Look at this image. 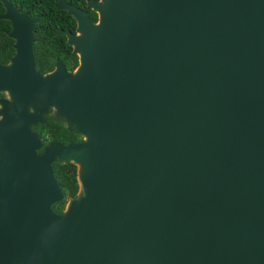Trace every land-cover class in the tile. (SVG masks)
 <instances>
[{
    "label": "water",
    "instance_id": "obj_1",
    "mask_svg": "<svg viewBox=\"0 0 264 264\" xmlns=\"http://www.w3.org/2000/svg\"><path fill=\"white\" fill-rule=\"evenodd\" d=\"M1 1L0 264H264V0H59L77 64L45 73ZM49 108L81 140L42 145Z\"/></svg>",
    "mask_w": 264,
    "mask_h": 264
},
{
    "label": "trees",
    "instance_id": "obj_2",
    "mask_svg": "<svg viewBox=\"0 0 264 264\" xmlns=\"http://www.w3.org/2000/svg\"><path fill=\"white\" fill-rule=\"evenodd\" d=\"M25 1L29 6L30 13L39 18L34 30V36L37 35L38 38L33 42V57L36 68H38L41 73H45L53 67L55 59H59L64 63L66 68L73 67L76 64V55L70 52L71 47L66 42L63 35L54 34V31L58 27H64L66 20L69 19L72 21L71 15L57 9L55 7L56 0ZM34 9L36 10L35 13ZM0 11H2L1 6ZM95 19L96 14L92 12V20ZM2 23H6V21L0 19V25ZM50 29L52 31H50ZM0 34H2L1 29ZM46 115L50 117L46 122L36 123L32 126V129L37 132L38 136L41 138L42 145H45L51 139H59L63 143L70 140L78 141L81 139V135L72 127L66 126L63 119L55 117L51 113L50 108ZM52 167L54 170V177L62 192L63 198L53 203L51 207L54 211L60 212L65 202L75 196L77 190L76 167L71 162L58 160L53 162Z\"/></svg>",
    "mask_w": 264,
    "mask_h": 264
},
{
    "label": "flooded vegetation",
    "instance_id": "obj_3",
    "mask_svg": "<svg viewBox=\"0 0 264 264\" xmlns=\"http://www.w3.org/2000/svg\"><path fill=\"white\" fill-rule=\"evenodd\" d=\"M7 1L10 3V5L12 7H15L16 10L19 13H25L26 16H28L29 18L37 19V21L34 22V26H33L32 32H31V37H32L31 53H32V56H33V51H34L33 50V42L35 41L36 38H38L37 35L34 36V30H35V25L37 24L39 18L36 15H34V14L32 15L30 13L31 11H30L29 6L27 5L25 0H7ZM58 1L59 0L55 1V7L57 9H60V10L64 11L65 13H67L66 8L57 6ZM60 1H61V3L63 5L64 4L71 5V6L75 7V8H77V9H79L80 11H82L83 14L88 18V20L90 22L93 23L96 20V19L92 20V12H95V10L90 5V1H94V0H60ZM0 6L2 8V11H0V16H1L0 19H4L6 21V23H2L0 25V29H1V32H2V34H0V49H2V50H0V65H6V64H8L10 62L11 58L15 54V47H14L15 38L10 35V32L12 31L11 20L8 19V18L2 17V14L5 12V6H4V4H3V2L1 0H0ZM35 12H36V10L34 9V13ZM67 14H69V13H67ZM95 14H96V12H95ZM69 15H71V14H69ZM71 17H72V21L69 20V19L66 20L65 23H64V27H58L54 31V34L63 35L65 37V40H66V32H68L70 34H75L76 33V20L74 19V17L72 15H71ZM5 26H7V27H5ZM50 31H52V30L50 29ZM66 42H67V40H66ZM11 50H12V52H11ZM70 52L73 53L72 52V48H71ZM57 60H59V59H55V62ZM33 61H34V57H33ZM55 62H54V65H55ZM62 64L64 65V63H62ZM76 64H77V56H76ZM54 65H53V67H54ZM75 65L73 67H71V68H66L65 65H64V67L66 69L72 70L75 67ZM34 67H35L36 70L40 71L38 68H36L35 62H34ZM48 71H46V72H48ZM5 97H6L5 92L0 90V98H5ZM47 111H46V113H47Z\"/></svg>",
    "mask_w": 264,
    "mask_h": 264
}]
</instances>
